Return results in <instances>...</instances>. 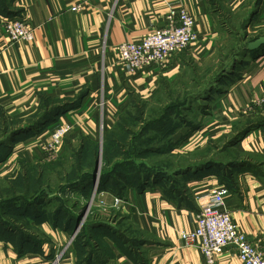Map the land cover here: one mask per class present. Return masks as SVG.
Returning a JSON list of instances; mask_svg holds the SVG:
<instances>
[{"label":"crops","instance_id":"crops-1","mask_svg":"<svg viewBox=\"0 0 264 264\" xmlns=\"http://www.w3.org/2000/svg\"><path fill=\"white\" fill-rule=\"evenodd\" d=\"M180 8L195 17L198 39L173 55L166 69L133 74L117 61V45L168 25L169 11ZM13 14L28 17L32 42L11 43L1 18ZM260 35L264 0H7L0 4V128L6 123L0 130V177L41 162L55 127L71 125V133L93 138L136 99L157 97L196 66L224 63L226 49L234 56V49ZM241 53L233 58L245 64L240 75L211 90L199 125L181 143L192 150L224 145L221 154L233 148L238 158L186 170L179 175L182 190L127 186L118 195L100 188L82 216L40 203L39 221L25 213L37 232L1 229L0 264H205L181 232L196 228L201 204L215 193L250 240L264 241V48ZM47 99L67 107L38 130L10 133ZM217 258L218 264H242L232 249Z\"/></svg>","mask_w":264,"mask_h":264},{"label":"rangeland","instance_id":"rangeland-1","mask_svg":"<svg viewBox=\"0 0 264 264\" xmlns=\"http://www.w3.org/2000/svg\"><path fill=\"white\" fill-rule=\"evenodd\" d=\"M4 3L7 0H0V4ZM234 50L235 56L245 49ZM225 53L228 56L224 63L196 66L190 77L164 87L157 97L136 99L115 117L113 124L98 128L94 139L87 133H69L55 157L48 156L51 152L45 150L49 141L41 149V154L47 156L24 167L32 175L26 182L20 178L22 174L0 177V233L1 229L21 226L37 232L36 222H30L24 214L29 203L40 204L42 197L45 204L51 202L50 210L62 206L75 212L97 201L96 193L101 187L120 192L127 186L145 185L165 176L167 187L182 190L177 173L183 168L209 160L238 158L240 154L233 148L221 154L224 145L219 150L218 146L203 150L181 146L183 139L199 125L211 90L233 83L245 66L233 61L230 49ZM5 125L2 123L0 130ZM23 125L10 127V132ZM105 135L114 140L105 142ZM104 144L108 145L110 160L103 157ZM38 203L30 207L28 217H43L36 212L41 209Z\"/></svg>","mask_w":264,"mask_h":264},{"label":"built area","instance_id":"built-area-1","mask_svg":"<svg viewBox=\"0 0 264 264\" xmlns=\"http://www.w3.org/2000/svg\"><path fill=\"white\" fill-rule=\"evenodd\" d=\"M77 8L72 7V10ZM167 18L168 25L151 31L140 40L117 45V61L133 74L154 67L166 69L173 55L185 51L198 39L196 19L186 8L171 9ZM1 24L13 44L28 43L34 39V27L24 14L4 16ZM260 103L264 104V97ZM72 130L73 126L64 124L53 129L45 149L51 152L48 156L57 155L63 138ZM41 156L45 158L47 155L42 153ZM181 237L186 244L198 247L205 264H218V255L229 249L234 251L242 264H264V241L250 240L238 228L219 193L201 204L196 228L181 232ZM61 254V251L55 254V262L60 260Z\"/></svg>","mask_w":264,"mask_h":264},{"label":"trees","instance_id":"trees-1","mask_svg":"<svg viewBox=\"0 0 264 264\" xmlns=\"http://www.w3.org/2000/svg\"><path fill=\"white\" fill-rule=\"evenodd\" d=\"M261 0H256V4H258ZM257 38V37H256ZM264 47H262L261 49H263ZM245 49V48H244ZM261 49L259 50H256V51H249V52H246L245 50L242 51V53H254V52H258L260 51ZM241 53V54H242ZM194 72V71H193ZM67 107V105L65 104H62V105H59L58 104V101H55V100H51V99H47L45 102H43L39 108V110L33 115V117H31V119H29L28 121H26V123L18 128V129H14L12 130L10 133L16 136L22 134V133H28L30 131H35V130H38L43 124H45L46 122L50 121V120H53L54 118H56L59 114H61V112H63L65 110V108ZM242 131V130H241ZM239 132V135H236L231 141H230V144L231 145H234L236 144V140L240 137V134H242V132ZM245 131V130H244ZM243 131V132H244ZM105 142L107 140H109V142L111 143L114 139H112L111 136L107 137L105 135ZM184 140V139H183ZM4 155V152L0 153V158ZM103 157L106 159V160H110L111 156L109 155V151H108V145L104 144V152H103ZM95 163H96V159H95ZM207 162H201L200 164H191L189 165V167L187 168H183L181 171H179L177 173V175H180L182 173H184L186 170H191L192 168L196 167V166H202L203 164H205ZM42 173V170H39L38 171V174H41ZM22 174V175H20ZM17 175H20V178L21 179H24V181L26 182L27 180L30 179V177H32V175H30L29 173L26 172L25 168L23 167L22 171L19 172ZM16 176V175H15ZM153 180V179H152ZM166 177L163 176L162 178H157L154 179L152 182L148 181L145 183V185L141 184V185H138L136 186L138 189H144V188H148V187H152L153 185L155 186L156 184H159V185H165L166 184ZM157 186V185H156ZM102 188V187H101ZM46 189V188H44ZM172 189H175V188H172ZM124 189H121L120 192H116L118 195H122L124 193ZM45 191V190H44ZM45 200V199H44ZM43 200V197L41 198L40 202L43 203L44 202ZM32 202V201H31ZM39 202V201H38ZM38 202H35V203H29V205H27V209L25 210V213L28 212V210L30 209V207H32L33 205H36V203ZM48 202V201H47ZM50 203V202H49ZM39 204V203H38ZM60 208V207H58ZM61 208H64L61 206ZM65 209V208H64ZM80 210V216L83 215V213L85 212V207H82L80 209H78V211ZM36 212H37V209H36ZM39 214V213H38ZM25 215V214H24ZM42 218V217H41ZM40 218V219H41ZM36 219V218H35ZM40 219H36L37 221H39ZM13 229H16V230H20V228H13Z\"/></svg>","mask_w":264,"mask_h":264},{"label":"water","instance_id":"water-1","mask_svg":"<svg viewBox=\"0 0 264 264\" xmlns=\"http://www.w3.org/2000/svg\"><path fill=\"white\" fill-rule=\"evenodd\" d=\"M262 47H264V35H260L257 38L250 40L246 47H245V51L249 52V51H256L261 49ZM247 132V131H246ZM87 206V205H86ZM87 207H85L86 209Z\"/></svg>","mask_w":264,"mask_h":264}]
</instances>
